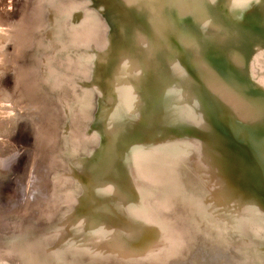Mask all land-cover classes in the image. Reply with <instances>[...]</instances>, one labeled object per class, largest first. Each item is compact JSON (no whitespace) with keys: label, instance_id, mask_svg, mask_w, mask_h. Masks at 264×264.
I'll return each mask as SVG.
<instances>
[{"label":"bare ground","instance_id":"bare-ground-1","mask_svg":"<svg viewBox=\"0 0 264 264\" xmlns=\"http://www.w3.org/2000/svg\"><path fill=\"white\" fill-rule=\"evenodd\" d=\"M237 2L0 0V125L19 116L34 138L0 197V264H223L231 238L201 235L192 206L228 217L233 243L260 246L237 218L264 190V104L253 101L264 86L250 74L264 69V0ZM149 179L175 203L154 207Z\"/></svg>","mask_w":264,"mask_h":264},{"label":"water","instance_id":"water-1","mask_svg":"<svg viewBox=\"0 0 264 264\" xmlns=\"http://www.w3.org/2000/svg\"><path fill=\"white\" fill-rule=\"evenodd\" d=\"M229 2L227 1L228 4H230ZM238 2L246 4L245 0H240V1L238 0ZM245 4L243 5V8L245 7ZM207 7L212 9L211 5H209ZM127 45L128 44H126V45L125 44H115L114 45L115 52L116 53L126 52V50L128 49ZM253 65H255V63H253ZM255 78L258 79V82L262 83V85L264 86V70H263V73L261 75H255ZM160 110H161L160 112H168L165 109H163V110L160 109ZM177 134L181 135V136H185L186 134H188V131H184V129L178 130L176 132V135ZM169 137H170L169 133L167 131H164V133L162 135L155 136L154 138H150V140H160L161 138L167 139ZM12 169H14V168H12ZM139 171L142 175H144L143 172H145V171H144L143 165L140 166ZM238 180H239L238 182L241 183V181L243 179L238 178ZM150 181L153 183H156L157 188L159 189V191L157 193H152L148 199L149 202H152L154 207L162 210L165 207H170L171 203H175V202H171L172 199H168L166 204H165V202H164L165 197L163 194L166 193V196L168 197L167 189H165V188L162 189L160 186L161 183L157 179H155V180L151 179ZM208 194H209V192H208ZM221 197L223 198V200L225 202L229 201V199L226 198V195L224 193H221ZM260 199L262 202L260 201ZM224 201H222L221 208L223 211H225V210L227 211L230 208V205L228 203H225ZM5 204H6L5 200H0V205L2 207H4ZM189 209L191 210V214H190V216H188V219L191 223H194L195 227L197 228V230H199L201 235L204 234L206 237L211 238L212 230H210V228L214 227L215 230H217V231L221 230L222 233H224V231H226L225 234H227L228 238H231L232 245L227 243L224 246L225 249H230V248L232 249L230 251L231 255H230L229 259H227L225 262H223V264H249V263H246L245 261H242L240 259H244L243 256H247V257L251 258V254H254L253 257L255 259L253 264H264V190L260 189L259 186H256L253 190V193L250 194V196L247 199H245V203H244L243 210L241 211V215H239V217L237 218V223L240 224L241 226L247 224L246 232L250 233L252 236L256 237L260 241L259 247L253 248L251 244H248L245 242L243 243V245H240L239 243H236V242L233 243V240H236V236L230 235L231 233L229 231L228 217H224L223 221L220 222L217 216H214V215L206 212L202 207L192 206ZM193 209L194 210L196 209L197 212L194 211ZM141 226H143V225H141ZM26 231L28 234L31 233L30 238L32 239V241H36L39 245H42V247H44L43 240L35 238L32 227H30V226L27 227ZM240 234L244 235L245 232L242 230L240 232ZM229 242H230V240H229ZM200 250H201V248L198 250V254H197L198 261L200 259H202L201 253L199 252ZM235 250L237 251V253L234 252ZM28 251H31L32 253H34V249L31 247L28 248ZM227 251H229V250H227ZM5 261H7V259ZM237 261H239V262H237Z\"/></svg>","mask_w":264,"mask_h":264},{"label":"rangeland","instance_id":"rangeland-1","mask_svg":"<svg viewBox=\"0 0 264 264\" xmlns=\"http://www.w3.org/2000/svg\"><path fill=\"white\" fill-rule=\"evenodd\" d=\"M253 2H256V0H251V2H249V3H246L245 4V9L246 8H248ZM244 8H243V10H244ZM247 10V9H246ZM163 13V12H162ZM164 14V13H163ZM57 15H59V14H57ZM50 17H53V15L51 14L50 15ZM1 20H3V19H1ZM170 23H171V25H174V20L173 19H171L170 20ZM7 30H5V32H6ZM162 32L164 31V29H162L161 30ZM9 46H8V50H10V51H13L10 47H11V45L10 44H8ZM176 57L174 56V57H172L171 59H175ZM250 67V69L252 68V65H250L249 66ZM264 70V69H263ZM263 70L260 72V75L263 73ZM251 73V78H252V81L254 82H252V84L251 85H258L259 84V82H258V80H256V79H254L253 78V74H252V71H250ZM10 75V74H9ZM9 75H7V76H5V80H4V85H3V87H6V88H8V85L10 86L8 89H6L5 91V93H4V91H2L3 93V95L2 96H6V95H8L9 96V94L8 93H10V91L12 92V90H11V88H12V77H10ZM8 76H9V78H8ZM8 80V81H7ZM9 82V83H6L5 84V82ZM11 81V82H10ZM256 81V82H255ZM260 84H262V83H260ZM6 85V86H5ZM262 90H263V88H262ZM7 93V94H6ZM4 94H6V95H4ZM1 96V97H2ZM8 96L6 97V99L8 98ZM6 99H4V101H6ZM255 100H253L254 101V105L255 106H257L258 108V110L261 108V107H259V105H263L264 104V98H261V99H257V97H255L254 98ZM242 101H244V102H248V103H250L251 102V100H249V99H242ZM67 102H68V100H67ZM11 103H9V105H10ZM12 106V105H11ZM10 106V107H11ZM70 108H73V106H70ZM242 110V109H241ZM250 116H252V117H254L253 116V114L252 115H250ZM18 117V118H17ZM14 119H12V120H9V122H7V123H4V124H2V125H0V138H1V140H0V146H1V148L4 150V154L6 155H8V156H10V158L11 157H14L13 159H11V162H10V166L9 167H5V165L4 166H1V163H0V169H1V171H2V169H3V171H5V172H8V168H9V172H8V174H9V178H8V176H6L7 174L5 173V172H3V174H1L0 175V197L1 196H3V194H5L6 192L5 191H7V192H9V191H11V189H13V186H15L16 185V183H17V179L21 176V174L23 173V170H24V167H25V165H26V161H27V155H28V153H29V151L31 150V148H33V143H34V138L33 139H31V137H33L32 136V132H30V128H29V126L27 125V123H26V120L25 119H22V118H19V116H15V117H13ZM255 118V117H254ZM22 119V120H21ZM258 119L260 120V117H258ZM177 120V119H176ZM17 121V122H16ZM173 121H175V120H172L171 122H173ZM12 122H14V123H12ZM8 124V125H7ZM12 124H13V126H12ZM2 126H4L3 128H2ZM11 126H12V128H11ZM17 126V127H16ZM10 127V128H9ZM2 128V129H1ZM16 128V129H15ZM22 128V129H21ZM29 128V129H28ZM65 129L66 128V126H65V124L64 125H62V129ZM7 129L8 130H10V132H8L7 131ZM15 129V130H14ZM28 130V132H27V130ZM4 131V132H3ZM3 133V134H2ZM6 133V134H5ZM8 133V134H7ZM31 133V134H30ZM5 135V136H4ZM31 135V136H30ZM2 136H3V138H2ZM15 137V138H14ZM5 138H8V139H5ZM3 139V140H2ZM13 139V140H12ZM5 140V141H4ZM8 140H10V142L8 141ZM23 140V141H22ZM11 142L13 143V144H16L17 143V145H15V147H14V145H12V147L10 146V145H8V143H10L11 144ZM29 142V143H28ZM2 143V144H1ZM26 143H27V145H26ZM64 143V141H63V139H62V142H61V144H63ZM5 145L8 147H5ZM4 146V147H3ZM19 146V147H18ZM14 147V148H13ZM17 147V148H16ZM1 148H0V153L2 152L3 153V151H1ZM12 149V151H16L17 152V156H15V154H14V152H12L10 149ZM20 148V149H19ZM7 151H6V150ZM18 150V151H17ZM20 151V152H19ZM25 151H26V153H25ZM10 152V153H9ZM25 154H24V153ZM12 153V154H11ZM22 153V154H21ZM14 154V155H13ZM24 154V155H23ZM4 155V156H5ZM11 155H13V156H11ZM3 156V157H4ZM25 156V157H24ZM23 157V158H22ZM16 158V159H15ZM25 159V160H24ZM16 160V161H15ZM20 160V161H19ZM15 161V163L13 164V162ZM23 162H25L24 164H23ZM255 162V161H254ZM254 162H251L249 165H252ZM19 163H20V165H19ZM12 164V165H11ZM23 167H22V166ZM255 165H257V163L255 162ZM18 169H17V168ZM12 168H14L13 170H12ZM23 168V169H22ZM20 169V170H19ZM7 170V171H6ZM11 170V171H10ZM21 170H22V172H21ZM0 171V172H1ZM65 171L66 170H60V174H59V176H61V175H65ZM1 172V173H2ZM20 174H19V173ZM64 173V174H63ZM66 173H67V171H66ZM53 175V177H57V178H55V179H58V176L55 174V173H53L52 174ZM4 178V179H3ZM11 179H13L14 181H12ZM4 180V181H3ZM15 185H14V184ZM3 184V185H2ZM3 186V187H2ZM141 197V196H140ZM60 197H58V199H59ZM105 200V199H104ZM99 203V205H101L102 203H103V201L102 200H100V202H98ZM69 212H70V214H71V208L68 210ZM92 211V210H91ZM90 210H89V212H88V218L87 219H89V221L90 222H93V219H92V217H93V214H92V212H91ZM80 214V212H78L77 213V215H79ZM72 215V214H71ZM73 216V215H72ZM74 217V216H73ZM60 218H61V216H60ZM79 218H81V216H79ZM59 222H60V219L57 221V223H56V227H55V229L57 228V226H58V224H59ZM44 237H46L47 238V236H44ZM7 243H9V241L7 242ZM61 259H64V258H61Z\"/></svg>","mask_w":264,"mask_h":264}]
</instances>
